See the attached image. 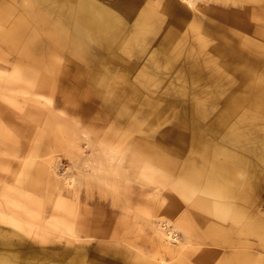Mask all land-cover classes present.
I'll return each instance as SVG.
<instances>
[{"label": "rangeland", "instance_id": "1", "mask_svg": "<svg viewBox=\"0 0 264 264\" xmlns=\"http://www.w3.org/2000/svg\"><path fill=\"white\" fill-rule=\"evenodd\" d=\"M109 1L0 0V264H156L157 256L174 264L187 241L201 255L184 253L179 264H264V242L244 233V218L236 224L208 215L211 204L208 214L199 209V194L189 186L203 161L195 131L217 141L207 128L213 108L235 88L255 83L264 92V0H193L195 7L184 0ZM95 20L105 22L96 28ZM243 35L257 47L244 48ZM232 66L239 71L229 73ZM204 108L211 110L204 115ZM262 111L250 117L264 122ZM69 139L81 150L67 147ZM152 149L174 168L158 164ZM106 157L117 176L104 174ZM53 167L59 177L48 176ZM262 181L255 180L253 192L264 211ZM242 186L236 184L230 198L217 190L210 200L237 208ZM150 215L177 239L159 255L144 224ZM16 216L23 221L15 228ZM68 225L86 237L82 250Z\"/></svg>", "mask_w": 264, "mask_h": 264}, {"label": "bare ground", "instance_id": "2", "mask_svg": "<svg viewBox=\"0 0 264 264\" xmlns=\"http://www.w3.org/2000/svg\"><path fill=\"white\" fill-rule=\"evenodd\" d=\"M12 1V0H11ZM45 1L46 4H50L52 3V1L50 0H43ZM112 1V0H110ZM109 1V2H110ZM187 1L188 6L190 7H195V2L192 0H184ZM247 1H257V0H247ZM105 2V1H104ZM155 2V1H154ZM242 2V1H241ZM245 2V0H244ZM259 2V1H258ZM63 3V2H62ZM61 3V4H62ZM77 3V2H76ZM149 3V2H148ZM256 3V2H255ZM261 3V2H260ZM27 4V3H26ZM233 4V3H232ZM12 5V4H11ZM29 5V4H28ZM68 5V3H67ZM78 5V4H77ZM243 5V4H242ZM245 5V4H244ZM263 5V4H262ZM13 6V5H12ZM33 6V5H32ZM60 6V5H59ZM87 6V5H86ZM151 6V5H150ZM42 7V6H41ZM57 7V6H56ZM65 7V6H64ZM246 7V6H244ZM77 8V6L75 7ZM147 8V7H146ZM189 8V7H188ZM197 8V7H196ZM247 9V8H246ZM61 10V9H60ZM76 10V9H75ZM194 10V9H192ZM78 11V10H77ZM98 11L101 13L102 9H98ZM140 11V10H139ZM21 12V11H20ZM37 12V11H36ZM62 12V11H61ZM193 12V11H192ZM200 12V11H199ZM19 13V12H18ZM45 13V12H44ZM140 13V12H139ZM56 14V12H55ZM83 15V13H80ZM148 14V13H147ZM191 14V13H190ZM195 14V13H194ZM199 14V13H198ZM246 14V13H245ZM29 15V14H28ZM35 15V14H34ZM58 15V14H57ZM61 15V14H60ZM59 15V16H60ZM200 15V14H199ZM198 15V16H199ZM7 16V15H6ZM30 16V15H29ZM33 16V15H32ZM37 16V15H36ZM138 16H141L140 14ZM149 16V15H148ZM248 16V15H247ZM42 17V16H41ZM62 17V16H61ZM68 17V16H67ZM137 17V16H136ZM135 17V18H136ZM192 18H195L193 16H191ZM17 18V16H16ZM65 18V17H64ZM139 18H142L139 17ZM197 18V15H196ZM252 18V17H251ZM250 18V19H251ZM7 19V18H6ZM24 19V18H23ZM59 19V18H58ZM67 19V18H66ZM65 19V21H66ZM160 19V18H159ZM178 19V18H176ZM223 19V18H222ZM30 20V19H29ZM34 20V19H33ZM39 20V18H38ZM64 20V19H63ZM145 20V19H144ZM192 20V19H190ZM182 21V20H181ZM192 21H195L194 19ZM197 21V20H196ZM226 20H224L225 22ZM17 22V21H16ZM25 22V21H24ZM38 22V21H37ZM64 22V21H62ZM90 22V21H89ZM105 22V21H103ZM101 20H98V22L95 20L94 21V26L96 28H101L103 26V23ZM179 22V21H178ZM200 22V20H198V23ZM227 22V21H226ZM249 21H247L248 23ZM14 23V22H13ZM22 23V22H21ZM66 23V22H65ZM92 23V22H91ZM190 25V22H188ZM193 23V22H192ZM195 23V22H194ZM197 23V22H196ZM242 23V20H241ZM246 23V22H245ZM39 24V23H38ZM63 24V23H62ZM79 24V23H78ZM133 24V21H132ZM136 24V22H135ZM243 24V23H242ZM249 24V23H248ZM14 25V24H13ZM12 25V26H13ZM28 25V24H27ZM43 25V24H42ZM134 25V24H133ZM137 25V24H136ZM172 25V24H171ZM188 25V27H190ZM200 26V25H199ZM225 26V25H224ZM241 26V25H240ZM247 26V25H246ZM18 27V26H17ZM42 27V26H41ZM186 27V28H188ZM201 27V26H200ZM248 27V26H247ZM251 27V26H250ZM255 27V25H254ZM20 28V27H19ZM195 28V27H194ZM245 28V27H244ZM17 29V28H16ZM190 29V28H188ZM198 29V28H197ZM252 29V28H251ZM260 29V28H259ZM19 30V29H17ZM53 30V29H52ZM184 30V28H183ZM187 30V29H186ZM263 30V29H262ZM132 31V30H131ZM189 31V30H188ZM234 31V30H233ZM183 32V31H181ZM198 32H200L198 30ZM197 32V33H198ZM241 32V31H240ZM248 32V31H247ZM256 32V31H255ZM258 32V30H257ZM256 32V33H257ZM263 32V31H262ZM18 33V32H17ZM177 33V32H176ZM180 33V32H179ZM184 33V32H183ZM232 33V32H231ZM260 34V32H258ZM186 34V32H185ZM237 33H235L236 35ZM244 34V33H242ZM263 34V33H262ZM121 35V34H120ZM188 35V34H187ZM226 35V34H225ZM258 35V34H257ZM261 35V34H260ZM116 36V35H115ZM146 36V35H145ZM184 36V35H183ZM195 36V35H194ZM200 36V35H199ZM56 37V36H55ZM58 37V36H57ZM129 37V36H128ZM127 37V38H128ZM180 37V36H179ZM178 37V38H179ZM222 37V36H221ZM229 37V36H228ZM227 37V38H228ZM52 38H54L52 36ZM117 38V37H116ZM119 38V37H118ZM126 38V39H127ZM131 38V37H129ZM128 38V39H129ZM204 38V37H203ZM236 38V36H235ZM132 39V38H131ZM131 39H129L130 41H132ZM134 39V38H133ZM143 39V38H142ZM194 39V38H193ZM198 39V37H197ZM205 39V38H204ZM222 39V38H221ZM52 40V39H51ZM114 40V38L112 39ZM208 40V39H207ZM228 40V39H227ZM233 40V39H232ZM12 41V40H11ZM125 41V40H124ZM129 41V42H130ZM143 41V40H142ZM206 41V39H205ZM204 41V42H205ZM60 42V41H57ZM136 42V41H135ZM203 42V41H200ZM38 43V42H37ZM43 43V42H42ZM56 43V42H55ZM137 43V42H136ZM135 43V44H136ZM144 43V41L142 42ZM126 44V43H125ZM124 44V45H125ZM192 44V43H191ZM198 43H196L197 45ZM206 44V43H205ZM209 44V43H208ZM207 44V45H208ZM240 44L244 47V48H252L255 49L257 47V42L255 41V39L253 40L252 36H247V35H243V38H241L240 40ZM35 45V44H34ZM38 46L41 45V43L37 44ZM35 45V46H37ZM122 46H120V48H123V43L121 44ZM174 45V44H173ZM194 46V44H192ZM127 46V45H126ZM148 46V45H147ZM10 47V46H9ZM43 46L41 45V48ZM146 47V45H145ZM144 47V48H145ZM174 47V46H172ZM197 47V46H196ZM195 47V49H196ZM221 47V46H220ZM57 48V47H56ZM61 48V47H59ZM206 48V45H205ZM205 48L202 49L205 50ZM38 49V47H36V50ZM53 49V48H52ZM130 49V48H129ZM129 49H127L129 51ZM143 49V48H142ZM160 49V48H159ZM190 49V48H189ZM199 49V48H198ZM220 49V48H219ZM58 50V49H57ZM125 51V49H123ZM151 50V49H150ZM194 50V49H192ZM197 50V49H196ZM200 50V49H199ZM202 50V51H203ZM59 51V50H58ZM191 51V49H190ZM209 51V50H208ZM255 51V50H254ZM60 52V51H59ZM170 52V51H169ZM193 52V51H192ZM199 52V51H197ZM196 52V53H197ZM252 52V51H251ZM122 53V52H120ZM124 53V52H123ZM126 53V51H125ZM195 53V54H196ZM202 53V52H201ZM201 53H199L198 56L201 55ZM220 53V50H219ZM253 53V52H252ZM258 53V52H257ZM256 53V54H257ZM192 54V53H191ZM207 56L209 55V53H206ZM54 55V54H52ZM50 55V56H52ZM153 55V54H152ZM260 55V54H258ZM75 56V55H74ZM206 56V57H207ZM244 56V55H243ZM150 57V54H149ZM148 57V58H149ZM154 57V56H153ZM158 57V56H156ZM179 57V56H178ZM205 57V54H204ZM147 58V56H146ZM203 58V56H202ZM214 58V57H213ZM241 58V57H240ZM179 59V58H178ZM156 60V58H155ZM170 60V59H169ZM168 60V61H169ZM174 60V59H173ZM214 60V59H213ZM132 61V60H131ZM152 61V60H151ZM158 61V60H157ZM156 61V62H157ZM167 61V62H168ZM205 61V60H204ZM212 61V60H211ZM210 61V62H211ZM134 62V61H133ZM143 62V61H142ZM154 62V61H153ZM163 62V61H162ZM209 62V61H208ZM145 63V61H144ZM202 63V62H201ZM225 63V62H224ZM228 63V62H227ZM169 64V63H168ZM210 64V63H209ZM208 64V65H209ZM223 64V63H222ZM134 65V64H133ZM138 65V63H137ZM149 65V64H148ZM153 65V64H152ZM216 65V64H215ZM217 66V65H216ZM144 67V66H143ZM142 67V69H143ZM209 67V66H208ZM222 67V66H221ZM224 67V66H223ZM238 66H232L231 70H229V73L233 74V72H237L239 71V69L237 68ZM98 68V67H97ZM134 68V67H133ZM132 68V69H133ZM153 68V66H152ZM158 68V67H157ZM160 68V67H159ZM207 68V67H206ZM155 69V68H154ZM162 69V67H161ZM215 69V68H214ZM171 70V69H170ZM213 70V69H212ZM219 70V68H218ZM146 71V70H145ZM159 71V70H158ZM162 71V70H161ZM141 72V71H138ZM157 72V71H155ZM215 72V71H213ZM219 72V71H218ZM227 72V71H226ZM142 73V72H141ZM151 73V71H150ZM212 73V72H210ZM209 73V75H210ZM117 74V72H116ZM115 74V75H116ZM139 74V73H138ZM152 74V73H151ZM175 74V73H174ZM108 75V74H107ZM106 75V77L108 78V76ZM141 76V75H140ZM150 76V75H148ZM164 76V75H163ZM174 76V75H173ZM100 77V75H99ZM105 77V78H106ZM143 77V76H142ZM152 77V76H151ZM165 77V76H164ZM228 77V76H227ZM93 78V77H92ZM91 78V79H92ZM103 78V77H102ZM103 78V79H105ZM147 78V77H146ZM36 79V78H35ZM148 79V78H147ZM102 79H100L101 81ZM225 80V79H224ZM35 81V80H34ZM44 81V80H43ZM111 81V80H110ZM109 81V82H110ZM177 81V80H176ZM47 82V81H46ZM222 82V81H221ZM33 83V82H32ZM34 84V83H33ZM107 84V83H106ZM105 84V85H106ZM146 84V83H145ZM110 85V84H109ZM114 85V84H113ZM128 85V84H127ZM142 86V84H141ZM140 86V87H141ZM107 87V85H106ZM127 87V86H126ZM125 87L123 88H119L120 92H124L125 91ZM155 89V88H154ZM181 89V88H180ZM183 89V88H182ZM112 92V89L110 90ZM114 93H116L117 91H115L113 89ZM146 91V90H145ZM174 91V90H173ZM176 91V89H175ZM174 91V92H175ZM181 91V90H178ZM119 92H117L118 94ZM150 93V92H149ZM103 94V93H102ZM228 96L226 95V97L223 99L221 106L218 105L217 107H212L214 110V121L209 124L208 131L211 133V135L215 136L217 141L215 142L214 140L210 141V139H205V137L201 138V134L198 131H195V137L196 139L193 140L196 143L195 147L197 148L196 150L199 151V148H201L202 150V154H201V158L203 159L202 161V165H201V171H199V173H197V171H194V180L192 183H189L190 185V190L191 188H193V192H195V194L198 192L199 195L196 194V198H195V204L196 206L201 209L203 212L208 214L209 211V207H208V203L211 204V210L208 215H212L215 216L217 219L221 220V222H225V219H229L231 222L233 223H240V221L242 220V218H244V233H246L247 235H250L256 239H259L261 243L264 242V211H262L260 209V205H261V200L258 199L257 195L254 191V187L258 186L259 183L255 182L256 179L259 180H263L262 182L264 183V122L261 121V118L259 119V117H250L252 115L251 111L255 110V109H262L263 111L260 113V115H263L264 113V92H262V90H259L258 86L255 85V83H251L249 86H247L245 89L244 88H235L234 90L230 91L227 93ZM221 97V96H219ZM218 97V98H219ZM148 100V98H147ZM32 102V101H31ZM34 102V101H33ZM151 102V101H150ZM9 103V102H8ZM200 103V102H199ZM29 104V103H28ZM27 104V105H28ZM156 104V103H155ZM168 104V103H167ZM154 105V104H153ZM157 105V104H156ZM196 105V104H195ZM155 106V105H154ZM194 106V105H193ZM201 106V105H199ZM223 106V107H222ZM202 107V106H201ZM46 109V108H45ZM195 109V108H194ZM48 110V109H47ZM210 108H204L203 109V114H207L208 111H210ZM46 111V110H45ZM51 114H53V110H50ZM49 111V112H50ZM49 112L47 113V115L49 114ZM195 112V111H194ZM55 113V112H54ZM56 114V113H55ZM50 114L47 117L50 120ZM54 116V115H53ZM263 117V116H262ZM55 118V117H54ZM57 118V116H56ZM203 118V117H202ZM201 118V119H202ZM46 119V118H45ZM53 119V117H52ZM197 119V118H196ZM47 120V119H46ZM56 121V119H55ZM50 122V121H49ZM211 122V121H209ZM196 130V129H194ZM193 130V131H194ZM63 134V133H62ZM121 134V133H120ZM120 134H118L120 136ZM43 136V135H42ZM71 137V136H70ZM73 137V136H72ZM121 137V136H120ZM85 138V137H84ZM130 138V137H129ZM53 139V137H52ZM76 139V138H75ZM74 139V140H75ZM119 139V138H118ZM121 140V139H120ZM53 142V141H52ZM56 142V141H55ZM67 147H69L70 149H73L75 152L81 150L79 148L78 145H76L77 143L73 141V139H69L67 140ZM118 142V140H117ZM116 142V143H117ZM154 142V141H153ZM215 142V144H213ZM59 143V142H58ZM57 144V143H56ZM66 144V143H65ZM129 144V143H128ZM58 145V144H57ZM49 146V145H46ZM51 146V145H50ZM54 146H56L54 144ZM64 146V145H63ZM110 146V145H109ZM45 147V146H44ZM57 147V146H56ZM62 147V146H61ZM36 148V147H35ZM47 148V147H46ZM51 148V147H50ZM49 148V149H50ZM34 149V147H33ZM48 149V150H49ZM52 149V148H51ZM50 149V150H51ZM59 149V147H58ZM158 149V148H157ZM47 150V149H46ZM112 150V149H111ZM34 151V150H33ZM38 151V150H37ZM36 151V152H37ZM35 152V153H36ZM48 152V151H47ZM153 154H156V161L158 164L161 163V166H164L165 168H169L172 169L171 167H173L172 165H174L175 163L171 162L170 160H168L169 157H167L166 155L162 156L160 155L161 153H159L157 150L152 149ZM159 154H158V153ZM42 153V152H41ZM164 153V152H163ZM174 154V151L172 152ZM49 154V152H48ZM79 154V152H78ZM35 155V154H34ZM37 155H39L38 157H40V154L37 152ZM44 155V154H43ZM168 155V154H167ZM35 158V156L33 157ZM112 158V157H111ZM175 158V157H174ZM40 159V158H39ZM23 160V159H22ZM34 160V159H33ZM43 160V159H42ZM111 159H107V157L103 160V172L104 174H108V173H112V176H117L116 171L117 168L112 167L113 165H111V163L109 162ZM21 161V159H20ZM25 161V160H24ZM22 161V162H24ZM45 161V160H44ZM27 163V161H26ZM25 162L23 163V165L26 164ZM29 163V162H28ZM36 163V162H35ZM49 163V162H48ZM30 164V163H29ZM47 164V163H46ZM37 165V164H36ZM40 165V164H39ZM48 165V164H47ZM46 165V166H47ZM34 166V163L33 165ZM49 166V165H48ZM189 167H191L188 164ZM22 167V163L21 166H19V169ZM24 167V166H23ZM41 167V166H40ZM27 168V167H26ZM39 168V166L37 167ZM37 168H35L36 171ZM101 168V167H100ZM174 168V167H173ZM18 169V170H19ZM25 169V168H24ZM195 169V167H194ZM21 170H23L21 168ZM27 170V169H26ZM14 171V169H13ZM16 171V170H15ZM20 171V170H19ZM33 171V170H32ZM31 171V172H32ZM47 171V169H46ZM177 171V169H176ZM175 171V172H176ZM27 172V171H26ZM29 172V171H28ZM20 173H22L20 171ZM25 173V172H24ZM39 173V172H38ZM8 174V173H7ZM17 174V173H16ZM27 174V173H26ZM37 174V172H36ZM48 176L51 178L52 176H54L53 178H56L58 175L57 173L54 171V167L50 168V170L48 171ZM236 174H240V177L238 178ZM9 175V174H8ZM31 175V174H30ZM110 175V174H109ZM11 176V175H10ZM9 176V178H11ZM16 176V175H15ZM14 176V177H15ZM40 176V175H39ZM17 177V176H16ZM36 177V176H35ZM59 177V176H58ZM105 177L108 178V176L105 175ZM31 178V177H29ZM33 178V177H32ZM37 178V177H36ZM34 178V182L35 179ZM43 178V176H42ZM104 178V177H103ZM14 179V178H13ZM19 179V177H18ZM22 180V178H20ZM26 179V178H25ZM106 179V178H105ZM109 179V178H108ZM29 180V179H28ZM38 180V179H36ZM46 180V179H45ZM145 180V179H144ZM150 180V179H149ZM173 180V179H172ZM20 181V180H18ZM50 181V179H49ZM48 181V182H49ZM108 181V180H107ZM107 181L104 180L103 184L107 185ZM27 182V181H26ZM32 182V180H31ZM110 182V180H109ZM50 183V182H49ZM242 184V189L240 191V193L237 196V200L238 202H240L239 207L237 208H229L230 206L227 205L226 202L220 200V206L218 205H213L214 202H212L211 196H214V192H216L217 190H226V197L225 198H230L229 193L230 191H232V188H235L236 184ZM262 183V184H263ZM69 184V183H68ZM109 184V183H108ZM51 185V184H50ZM131 184L129 182H127V186L126 188L130 187ZM140 186V185H139ZM138 186V188H139ZM262 186V185H261ZM36 187V186H35ZM38 187V186H37ZM104 187V186H103ZM152 187V186H151ZM175 187V186H174ZM44 188V187H43ZM108 188V187H107ZM117 188V187H116ZM116 188L112 187L110 185L109 189L115 190ZM137 187H133V190H137ZM156 187H153L154 190ZM46 189V188H44ZM49 189V188H47ZM177 189V188H175ZM180 189V188H179ZM131 191V189H129ZM148 190V189H147ZM158 191V190H157ZM46 192V191H45ZM133 192V191H132ZM111 193V192H110ZM126 193V191H125ZM130 193V192H128ZM127 193V194H128ZM45 194V193H44ZM142 194V193H141ZM219 194V193H218ZM159 195V194H158ZM47 196V194H46ZM49 196V195H48ZM130 196V195H128ZM126 195L124 196L125 200H126ZM200 197V198H199ZM49 198V197H47ZM46 198V200H47ZM220 198V197H219ZM122 199H120L121 202ZM124 200V203H125ZM249 201L250 204H253L251 207V209H247V202ZM218 202V201H217ZM58 204L62 203L61 199L57 200ZM123 203V204H124ZM216 204V203H215ZM4 205V203H3ZM127 205V204H126ZM125 205V206H126ZM129 205V204H128ZM127 205V206H128ZM132 205V204H131ZM133 206V205H132ZM135 206V205H134ZM4 207V206H3ZM136 207V206H135ZM134 207V208H135ZM127 209H129L128 207H126ZM10 210V209H9ZM14 210V209H13ZM133 210V209H132ZM3 211H0V220H4V215H3ZM134 211V210H133ZM139 211V210H137ZM9 212V211H8ZM13 212V211H12ZM135 212V211H134ZM9 214V213H8ZM136 216H139L138 214L135 213ZM247 215V216H246ZM3 216V217H2ZM162 217V216H161ZM160 218V217H159ZM155 219L154 220V216L150 215V217L148 216L146 219V223L144 222V224H148L150 229H151V233L153 235V239H154V243L156 244V255L158 253L167 251L169 249V244L171 243L172 240H177L175 239L174 234H172L171 232H169L166 229V225L167 223H164L161 219ZM191 218V217H190ZM189 218V219H190ZM7 219V218H6ZM28 219V221L26 220ZM12 226L13 227H17L18 224L22 223L21 218H19L18 216L13 217L12 219ZM24 220H26L27 222H30V218H25ZM145 220V219H143ZM205 220V219H204ZM36 220H34L35 222ZM11 222V221H10ZM40 222V221H37ZM7 223V222H6ZM25 223V221H24ZM228 223V222H227ZM10 224V223H9ZM26 224V223H25ZM30 225V223H27ZM73 224V223H72ZM195 224V223H194ZM41 225V224H40ZM39 225V226H40ZM33 226V225H32ZM30 227V226H29ZM35 227V225H34ZM220 227H223V225H221ZM218 229H221V228ZM28 228V227H26ZM38 228V227H37ZM42 228V227H40ZM61 228V227H59ZM228 228H230L228 226ZM21 230V228H20ZM38 230V229H37ZM42 230V229H41ZM67 230L68 233L70 234V238L71 241L78 247H80V250H82L84 247V243H86L85 238H78L77 237V232L75 230V228L73 227V225H68L67 226ZM1 231V230H0ZM31 231V230H30ZM29 231V232H30ZM148 231V230H147ZM40 232V231H39ZM25 234V231L23 232ZM148 233V232H147ZM27 234V233H26ZM149 234V233H148ZM215 238V237H214ZM262 240V241H261ZM70 241V242H71ZM182 241H180L181 243ZM226 242V241H225ZM2 243V242H1ZM10 243V242H9ZM11 244V243H10ZM188 247H186L185 249H183L179 256L174 258L175 259V263L174 264H179L180 262V257L182 254L184 253H195L196 256L197 254L199 255L200 252L192 249V245L189 241H187ZM225 244V243H224ZM185 245V244H184ZM76 246H74L73 248H75ZM263 248V247H262ZM79 249V248H78ZM76 251V250H74ZM179 251V250H178ZM198 252V253H197ZM162 254V253H161ZM71 255V254H70ZM159 255V254H158ZM201 255V254H200ZM154 257V256H153ZM158 258H156L158 260V262L156 264H165V260H163L161 257L157 256ZM174 257V256H173ZM72 260V259H70ZM173 260V259H172ZM186 260V259H185ZM218 260V259H217ZM155 261V259H154ZM69 262V261H68ZM71 262V261H70ZM151 262V261H150ZM168 263V262H167ZM171 263V261H170Z\"/></svg>", "mask_w": 264, "mask_h": 264}]
</instances>
